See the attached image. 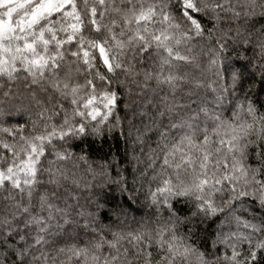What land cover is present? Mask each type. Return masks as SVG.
Instances as JSON below:
<instances>
[{"label": "clouds", "instance_id": "obj_1", "mask_svg": "<svg viewBox=\"0 0 264 264\" xmlns=\"http://www.w3.org/2000/svg\"><path fill=\"white\" fill-rule=\"evenodd\" d=\"M0 264H264V0H0Z\"/></svg>", "mask_w": 264, "mask_h": 264}]
</instances>
